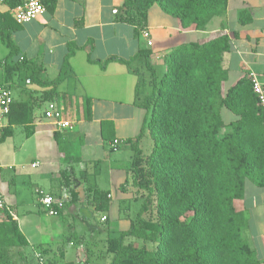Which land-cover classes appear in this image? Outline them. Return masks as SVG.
<instances>
[{"label": "crops", "instance_id": "obj_1", "mask_svg": "<svg viewBox=\"0 0 264 264\" xmlns=\"http://www.w3.org/2000/svg\"><path fill=\"white\" fill-rule=\"evenodd\" d=\"M123 2L55 0L52 6L45 4L46 10L27 23L13 17L8 1L0 2V13L10 11L11 19L5 24L18 54L42 66V80H53L68 45L74 48L68 68L55 87L59 94L55 101L64 104L71 126L56 128L43 116L46 102H40L30 109V122L9 126L10 133L0 141V191L6 205L0 210V220L8 213L17 221L29 243L25 250L30 255L41 254L43 264H60L65 254L64 242L78 246L81 264L84 246L80 244L88 234L105 235L106 249V238L125 218V211L121 213L122 207L114 201L113 194L127 191L132 143L148 153L141 146L143 134L137 138L148 118V109L140 99L147 89L142 87L135 97L136 84L145 74L141 61L128 66L110 58L127 59L146 49L151 62L162 72L164 59L179 45L226 34L229 48L222 55V67L227 71L224 88L250 73L264 79V0H226L224 12L213 17L204 29L184 28L178 19L153 5L144 24L151 44L142 36V27L121 18ZM242 10L251 17L245 24L238 20ZM7 52L0 37V61ZM2 69L0 64V82L4 78ZM27 81L12 86L11 90L18 89L16 95L12 94L15 99L27 101L41 95L44 89ZM50 88L52 85L46 90ZM87 97L90 118L84 112ZM104 120L112 121V126L105 128V137L101 124ZM55 132L60 133V142ZM151 144L148 142L147 146ZM97 173L100 179L91 181ZM94 189L106 192L107 211L97 210ZM40 190L64 200L58 214L45 210L39 201ZM234 204L245 212L248 226L244 235L264 262V185L247 179L243 197ZM102 216L106 218L102 220ZM36 245L41 250L35 249Z\"/></svg>", "mask_w": 264, "mask_h": 264}, {"label": "trees", "instance_id": "obj_2", "mask_svg": "<svg viewBox=\"0 0 264 264\" xmlns=\"http://www.w3.org/2000/svg\"><path fill=\"white\" fill-rule=\"evenodd\" d=\"M8 2L11 9L18 0ZM42 2L52 6L55 0ZM153 5L178 19L184 28L204 29L224 12L226 0H124L121 18L144 29ZM9 19L10 11L0 13V37L8 49L0 61L4 75L0 84L11 89L28 80L44 90L27 101L13 97L1 139L10 133L9 126L31 121L34 105L57 100L55 87L74 50L69 44L58 75L44 81L42 66L18 54L5 24ZM250 19L248 11L238 13L241 24ZM228 48L226 34L181 44L164 59L162 72L146 49L127 59H109L128 66L141 61L145 74L136 84L135 97L142 87L147 89L142 104L150 114L137 138L147 132L152 141L148 153L132 143L128 180L140 194L141 203L129 227L106 238L109 264H264L244 235L248 226L245 212L234 204L243 197L247 179L264 185V115L248 74L224 88L227 71L222 67V55ZM132 71L139 73L136 68ZM222 109L233 115L227 122ZM84 112L90 118L88 97ZM101 124L103 136H108L105 128L112 121ZM59 136L55 132L58 142ZM93 198L98 211L109 209L105 191L94 189ZM26 247L29 243L17 221L6 213L0 220V264H15L16 255L29 260Z\"/></svg>", "mask_w": 264, "mask_h": 264}, {"label": "built area", "instance_id": "obj_3", "mask_svg": "<svg viewBox=\"0 0 264 264\" xmlns=\"http://www.w3.org/2000/svg\"><path fill=\"white\" fill-rule=\"evenodd\" d=\"M9 0H0L5 2ZM46 10L42 0H18V3L12 8L13 17L20 23H27L38 15L42 14ZM114 13L117 9L113 10ZM142 36L148 38V44H151L149 40V33L147 30H142ZM252 90L258 98V102L264 115V79H260L256 74H249ZM28 82V81H27ZM13 100L11 89L0 84V141L2 136V130L7 123V116L10 112V105ZM43 116L46 119L52 121L58 129H67L71 126V120L69 119L66 108L62 102L51 100L46 102L43 109ZM114 142H117L116 140ZM39 201L44 206L45 210L51 214L56 215L59 213L58 210L64 206V200L58 198L55 195L46 193L42 190L39 191ZM4 197L0 191V210L5 209ZM106 217L102 216L104 220ZM40 260V264L43 263L40 254H36Z\"/></svg>", "mask_w": 264, "mask_h": 264}, {"label": "rangeland", "instance_id": "obj_4", "mask_svg": "<svg viewBox=\"0 0 264 264\" xmlns=\"http://www.w3.org/2000/svg\"><path fill=\"white\" fill-rule=\"evenodd\" d=\"M160 71V69L158 68ZM2 78V77H1ZM12 94L16 95L18 92L17 88H13ZM141 102L143 103V98L141 97ZM150 114V110L148 109V117ZM233 115L228 109H222V118L225 122L229 121ZM148 119V118H147ZM223 131V129H222ZM141 146L144 149V152H149L151 150V145L147 146L148 142L151 144V138L148 136L147 132L146 134H143L141 138ZM100 174H93L91 176V181L95 180V178L100 179ZM95 176V177H94ZM125 186L127 187V191L122 193L121 191H118L113 194V199L116 203H119L122 207L121 213L125 211V218L120 223H118L117 228H115V231L112 235H118L121 229L127 228L132 220H134L136 212L138 211L141 203V197L138 191H136V188L131 184V181L125 182ZM123 215V214H122ZM102 225V224H100ZM104 236L103 234H95L94 236L86 235L85 241L80 244L81 246H84L81 258H83L84 261H82L81 264H109V255L106 254L105 249L103 248L104 245ZM133 243H137V241L132 238L130 239ZM65 243V254L63 256V260H60V264H78V252L77 247L75 244H68V242ZM43 261V257L40 254ZM29 257V260L27 259H21L19 256L16 255L15 264H35V262H40L39 258L36 254H31ZM88 258V261H87ZM37 260V261H36Z\"/></svg>", "mask_w": 264, "mask_h": 264}]
</instances>
